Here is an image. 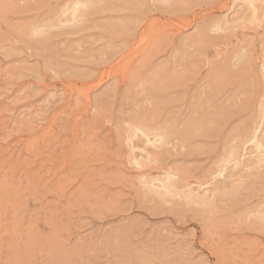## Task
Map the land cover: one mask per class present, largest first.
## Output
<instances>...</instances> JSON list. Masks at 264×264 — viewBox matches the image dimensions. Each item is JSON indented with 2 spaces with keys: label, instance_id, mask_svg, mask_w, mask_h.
Returning a JSON list of instances; mask_svg holds the SVG:
<instances>
[{
  "label": "rangeland",
  "instance_id": "374dc122",
  "mask_svg": "<svg viewBox=\"0 0 264 264\" xmlns=\"http://www.w3.org/2000/svg\"><path fill=\"white\" fill-rule=\"evenodd\" d=\"M263 73L264 0H0V264H264L262 163L206 203L145 185L260 151Z\"/></svg>",
  "mask_w": 264,
  "mask_h": 264
},
{
  "label": "bare ground",
  "instance_id": "6f19581e",
  "mask_svg": "<svg viewBox=\"0 0 264 264\" xmlns=\"http://www.w3.org/2000/svg\"><path fill=\"white\" fill-rule=\"evenodd\" d=\"M90 1V0H89ZM75 14V13H74ZM54 24V23H53ZM55 26V25H54ZM51 27V26H50ZM48 28V27H47ZM43 44V43H42ZM44 46V45H43ZM209 64V63H208ZM264 74V73H263ZM156 82V81H155ZM160 84V83H159ZM160 86V85H159ZM150 87V86H149ZM172 99V97H171ZM174 99V98H173ZM158 101V100H157ZM172 101V100H170ZM158 105V104H157ZM161 106V104H160ZM160 106L157 107V110L155 111V118H154V121L152 122V125H151V132L157 136V138H164V131L166 130V126H167V123H168V120H170V117H168L167 114L163 113L162 112V108H160ZM174 106V105H173ZM172 107V106H171ZM175 107V106H174ZM173 109V108H171ZM177 109V108H176ZM182 110V108H179L177 109V112L176 113H180V111ZM151 112V111H150ZM175 115V114H174ZM180 116H182V111H181V114ZM174 117V116H173ZM176 117V116H175ZM174 117L173 122H182V120L180 119H177ZM213 117V116H212ZM153 118V117H152ZM185 117H183V121H184ZM207 119V118H206ZM175 120V121H174ZM186 121V119H185ZM171 124V127L173 126L172 125V122L170 123ZM176 126V125H175ZM146 127V126H145ZM178 127V126H177ZM179 128V127H178ZM182 129V127H181ZM207 129V128H206ZM140 130V129H139ZM147 130V129H146ZM168 132V130H166ZM171 131V130H169ZM175 131V130H174ZM143 132V131H142ZM166 132V133H167ZM179 132V131H178ZM256 130L254 131V134H253V137H251L250 139H248L247 141H242L243 143L239 146H234L232 150L234 151H230V153L234 152V155L236 156L233 160L230 159V157H223L221 159H216L217 156H211L209 158V161L211 162H214V160L216 159L217 161L215 163H217V165L219 164V166H215L214 165V168L213 169H207L208 166H203L201 167V171H199V173L201 174V177L200 176H197L196 172L194 175H188V172L190 170H188V172L186 173L188 176L187 177H184L182 178L181 180L179 179H176L175 177V170L172 169L171 167V163L173 162H170L168 160H163V162H161L158 166V168L160 170H163V173L165 174V178L163 179H159L160 180V184L156 185V184H151L152 182H155V181H149L147 182L145 185H147V189H149V191H152L156 194H158L159 196L161 197H165V196H168V195H172V194H186L188 197L192 198V200L194 201H198V203H206V202H209V201H213L215 199V196L218 195V193L220 192H224V190L227 188L228 185H231L234 183L235 180V175H241L243 174L244 171H246L248 168L250 169L251 166L253 165L252 163L253 162H256L255 165L257 164L259 167H261L259 165V163L263 164L264 165V149L262 146L264 145H261V149H263V152L261 151H251L253 149H251L249 151L248 149V143L257 137V134H256ZM168 135H170V132L167 133ZM172 134V133H171ZM145 135V134H144ZM178 133L176 134V137H177ZM148 136L149 134H147V140H148ZM174 137V136H173ZM150 138V136H149ZM170 139H168V137L164 138L163 141H161L159 144H157V150L155 152V156L156 158L160 159V157L162 158V156H164L165 154H169V150H172L171 149V142L174 143L172 140H171V137L169 136ZM178 138V137H177ZM155 139V138H154ZM174 139V138H173ZM144 140V139H143ZM150 140V139H149ZM157 140V139H156ZM158 141V140H157ZM145 142V141H144ZM253 142V141H252ZM258 142V141H257ZM261 142V141H260ZM147 143V142H146ZM151 143V142H150ZM154 143V141H153ZM157 143V142H155ZM251 143V142H250ZM148 144V143H147ZM167 144H170L167 145ZM262 144V143H261ZM264 144V143H263ZM192 145V144H191ZM190 146V145H189ZM260 146V144L258 145ZM132 148H134L132 146ZM232 148V146H231ZM156 149V148H155ZM248 150V151H247ZM173 151V150H172ZM223 151V150H222ZM175 152V151H173ZM176 153V152H175ZM172 154V153H170ZM187 154V152H186ZM233 155V154H231ZM168 156V155H167ZM166 156V157H167ZM170 156V155H169ZM175 156V155H174ZM173 157V156H172ZM185 157V156H184ZM174 158V157H173ZM183 158V157H182ZM189 158V157H188ZM192 158V157H191ZM149 159V158H148ZM168 159V158H166ZM208 159V158H206ZM255 159V160H254ZM192 160V159H191ZM233 161V164H238L241 162L242 164V167L241 164L239 165L238 164V169L235 168L234 171L230 174H225V169L228 167V164L229 162H232ZM196 162V160H195ZM186 163V162H185ZM197 163V162H196ZM202 163V161H201ZM207 164V163H206ZM157 165V164H156ZM176 165V164H175ZM192 165V164H191ZM256 165V166H257ZM174 166V165H173ZM194 166V165H193ZM192 166V167H193ZM212 166V164H211ZM257 166V167H258ZM179 167V166H178ZM235 167V166H234ZM194 168V167H193ZM171 169L174 171H171ZM200 169V168H199ZM237 169V170H236ZM150 171V170H148ZM152 172V171H151ZM162 173V174H163ZM175 173V174H174ZM191 173V172H190ZM145 174V173H143ZM148 174V173H147ZM225 174V175H224ZM142 175V174H141ZM181 175V174H180ZM219 175H223V179H218L216 178V176H219ZM148 176H150L148 174ZM161 176V175H160ZM184 176V175H183ZM180 177V176H179ZM150 179V178H149ZM154 179V178H153ZM145 181V180H144ZM148 181V180H147ZM151 182V183H150ZM143 184V183H142ZM236 185V184H235ZM230 187V186H229ZM197 188V189H196ZM145 189V187L143 188ZM197 190V191H196ZM148 191V190H147ZM143 193V192H142ZM148 193V192H147ZM150 193V192H149ZM219 193V194H220ZM226 193V192H225ZM150 195V194H149ZM144 196V195H143ZM152 196V195H151ZM181 196V195H180ZM185 196V195H184ZM172 197V196H171ZM152 198V197H151ZM187 199V198H186ZM153 200V199H152ZM154 201V200H153ZM157 201V200H155ZM172 202V201H171ZM146 203V202H145ZM146 206V205H145ZM148 207V206H147Z\"/></svg>",
  "mask_w": 264,
  "mask_h": 264
}]
</instances>
